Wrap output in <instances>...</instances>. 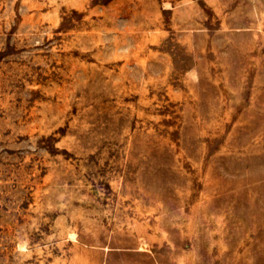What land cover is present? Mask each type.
<instances>
[{
  "label": "rangeland",
  "instance_id": "1",
  "mask_svg": "<svg viewBox=\"0 0 264 264\" xmlns=\"http://www.w3.org/2000/svg\"><path fill=\"white\" fill-rule=\"evenodd\" d=\"M0 264H264V0H0Z\"/></svg>",
  "mask_w": 264,
  "mask_h": 264
}]
</instances>
